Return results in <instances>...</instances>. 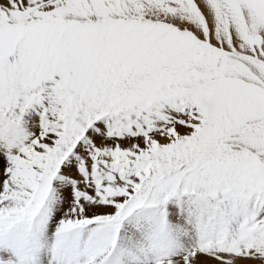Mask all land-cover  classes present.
<instances>
[{
	"label": "snow or ice",
	"instance_id": "snow-or-ice-1",
	"mask_svg": "<svg viewBox=\"0 0 264 264\" xmlns=\"http://www.w3.org/2000/svg\"><path fill=\"white\" fill-rule=\"evenodd\" d=\"M0 264H264V0H0Z\"/></svg>",
	"mask_w": 264,
	"mask_h": 264
}]
</instances>
